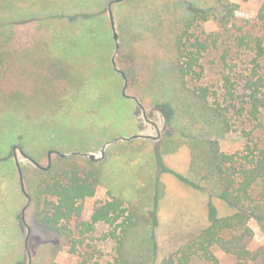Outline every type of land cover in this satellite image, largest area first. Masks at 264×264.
I'll return each mask as SVG.
<instances>
[{
  "label": "trees",
  "instance_id": "1",
  "mask_svg": "<svg viewBox=\"0 0 264 264\" xmlns=\"http://www.w3.org/2000/svg\"><path fill=\"white\" fill-rule=\"evenodd\" d=\"M111 1L42 0L26 12L0 0V118L21 119L0 123V264H27L28 249L32 264H65L63 252L79 256L77 264H101L91 243L101 226L108 228L101 240L113 244L109 264H222L218 251L238 264H264L251 224L264 232V0L255 18L242 20L230 0H126L127 14H114L119 71ZM210 21L217 25L211 32ZM213 52L217 81L205 69ZM122 72L128 96L161 108V137L118 141L97 162L53 155L47 171L19 153L31 199L27 249L28 199L11 146L46 166L49 151L58 150L48 136L76 126L95 137L109 128L111 136L137 134L149 124H140L135 101L123 95ZM232 133H240L242 151L223 150ZM184 147L197 187L230 212L213 211L199 234L162 257L154 235L159 172ZM103 186L107 198L86 219V201Z\"/></svg>",
  "mask_w": 264,
  "mask_h": 264
},
{
  "label": "rangeland",
  "instance_id": "2",
  "mask_svg": "<svg viewBox=\"0 0 264 264\" xmlns=\"http://www.w3.org/2000/svg\"><path fill=\"white\" fill-rule=\"evenodd\" d=\"M70 1L71 3L74 2V0ZM125 1L126 0L121 3H117L118 5H113V15L115 14L118 19L125 16L128 12V6L125 5ZM230 1L240 4L238 17L241 20L245 18H255L263 2V0ZM14 2V5L16 4L19 8H21V10H25L26 12H36L41 8L40 4L42 0H14ZM68 2L69 1L65 2V7H69ZM205 28L207 29V31L211 32L217 29V25L213 21H210L206 23ZM205 64L204 65L208 77L212 80L215 79V81H217V74L219 71V61L217 60V54L214 52L211 53L208 56ZM131 100L135 101L134 99ZM138 101L141 106L138 105L135 101V115L137 116V119H139L141 125L142 120L147 122L149 125L141 126L137 134H130L121 137L128 138L132 135H144L152 136L153 138L151 139H159L161 137L162 127L165 122V117L163 112L161 111V108H159V106H157L156 104L147 105L146 103L141 102L139 99ZM3 120H6L10 123H21V119H17V116L12 113H7L5 118H0V123H2ZM62 120L64 122L70 123L71 119ZM79 128L80 126H76L72 130L59 132L57 135L48 136V139L51 140V142L54 141L55 145L58 147L57 149L63 153H93L98 158H100L102 157V150L105 144L108 143L105 148L106 151L108 146L115 144L110 143V141L116 137H120L111 136V133L114 131L113 128H109L110 130L105 132L101 137L90 135L82 128H80V131ZM5 136L6 135H3L4 139H6ZM102 139H105V143L101 146L98 141ZM221 146L224 151L235 153L242 151L245 144L244 141L240 138V133H232L227 135V137L221 141ZM14 147L15 146L13 145L11 146L13 156ZM19 153L20 152L18 151V154ZM104 157L102 158V160L104 159ZM21 161L25 162L23 158H21ZM190 164L191 152L188 148L184 147L177 153L166 156L163 159V166L165 170L162 173L159 172L160 181L163 186V192L159 193L160 196L158 205H156L154 209L156 214L155 216L158 220L157 225L154 227V235L156 237V244L160 252L159 254L162 257L174 251L180 244L199 234L209 224V220L213 214V211L220 214H228L230 212L228 205L222 199L205 191L203 188L201 189L197 187L199 182L193 176L190 170ZM106 198V187H100L96 195L86 201V219H89L97 202ZM251 224L256 232L254 248L260 245H264V232L261 230L260 225L255 220H252ZM25 228L26 232L28 233L26 226ZM107 232L108 228L104 226L99 227L96 234L98 239L95 242H91L92 245L97 249V251L95 250L96 256H101V264H109L110 261L113 260V244L110 241L101 240ZM82 249V252H84V248ZM98 251L100 254L98 253ZM217 255L221 259L222 264H238L232 256L226 255L221 251H218ZM96 256H94L95 259H97ZM58 261L65 264H77L79 261V256L70 255L66 252H63L58 256ZM32 263L33 256L31 264ZM27 264H29V258Z\"/></svg>",
  "mask_w": 264,
  "mask_h": 264
},
{
  "label": "water",
  "instance_id": "3",
  "mask_svg": "<svg viewBox=\"0 0 264 264\" xmlns=\"http://www.w3.org/2000/svg\"><path fill=\"white\" fill-rule=\"evenodd\" d=\"M124 0H112L110 3H109V15H110V20H111V25H112V30H113V37H114V40L116 42V48H115V54H114V57L112 59V63L115 67V69L117 71L118 68H117V63H116V56L120 50V42H119V34L116 30V25H115V20H114V15H113V5L114 4H117V3H121L123 2ZM122 75L125 79V85H124V88H123V95L125 97H128L130 99H134L136 101V103L138 105H140L138 99L136 97H133V96H128L126 94V90H127V78H126V75L122 72ZM141 106V105H140ZM136 138H153L152 136H144V135H132L128 138L126 137H116L114 139H112L110 141V143H117L118 141L120 140H133V139H136ZM108 145V143L105 144L103 150H102V157L98 158L95 154L93 153H84V152H71V153H63L59 150H50L49 151V159H48V164L46 166H43L42 164H40L39 162H37L33 157H31L30 155H28L26 152H24L21 148L19 147H14V157H15V162H16V166H17V169H18V173H19V177H20V182H21V187H22V191L24 193V195L27 197L28 201H27V204L26 206L23 208V211H22V221L24 223V225L27 227V230H28V234H27V237H26V248L28 249V242H29V238L31 236V228L30 226L28 225L27 223V220H26V212H27V209L31 203V199L29 197V194L26 190V187H25V183H24V176H23V171H22V167H21V162H20V159H19V156H18V151L20 152V154L25 158L27 159L28 161H30L31 163H33L36 167H38L39 169H43V170H49L51 167H52V160H53V155H59L63 158H70L71 156L73 155H81V156H85L89 159H91L93 162H97V161H100L102 160V158L104 157V152H105V148L106 146ZM28 255H29V264H31L32 262V254L30 252V250L28 249Z\"/></svg>",
  "mask_w": 264,
  "mask_h": 264
}]
</instances>
